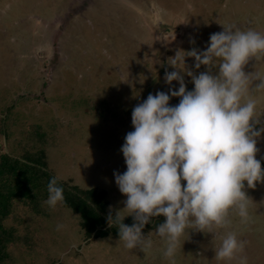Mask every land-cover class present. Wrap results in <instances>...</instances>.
Returning a JSON list of instances; mask_svg holds the SVG:
<instances>
[{
  "label": "rangeland",
  "instance_id": "obj_1",
  "mask_svg": "<svg viewBox=\"0 0 264 264\" xmlns=\"http://www.w3.org/2000/svg\"><path fill=\"white\" fill-rule=\"evenodd\" d=\"M229 24L264 33V0H0V158L43 151L46 169L65 187L103 191L106 212L115 215L126 200L113 174L126 171L120 149L134 130L132 109L149 93L176 90L164 77L180 70L168 61L179 51L205 50L209 36ZM184 66L194 75L206 70L188 56ZM244 70L264 76V57L250 58ZM181 75L192 90L191 78ZM252 95L264 112V91ZM35 130L45 132L43 142ZM257 148L264 169V133ZM244 191L250 221L233 209L225 227L189 230L175 264H238L215 255L227 232L247 242V264H264V182H245ZM47 198L11 202L2 220L14 232L6 264H172L156 227L142 229L152 241L144 251L125 248L112 231L87 239L79 215Z\"/></svg>",
  "mask_w": 264,
  "mask_h": 264
},
{
  "label": "clouds",
  "instance_id": "obj_2",
  "mask_svg": "<svg viewBox=\"0 0 264 264\" xmlns=\"http://www.w3.org/2000/svg\"><path fill=\"white\" fill-rule=\"evenodd\" d=\"M179 52L183 55L176 54L168 63L180 71L164 77L167 84L176 81L179 87L149 93L132 109L134 130L125 135L120 149L126 171L113 174L126 200L122 210L107 216L124 247L142 251L152 246L142 229L151 218L163 216L155 235L163 238V254L172 264L189 230L206 233L213 226L225 227L233 209L242 223H248L252 200L244 191L245 182L248 188L264 182V169L256 158L264 112L258 113L252 95L254 90L264 91V76L244 70L250 58L264 57V33L223 25L222 31L209 36L205 50ZM185 56L193 58L194 68L203 65L206 70L196 75L186 71ZM181 71L191 78L192 90H186ZM254 81L259 83L253 86ZM172 97H179V103L170 105ZM58 180L52 177L47 184L46 203L51 207L65 200ZM126 216L133 218L131 226L123 223ZM246 243L227 232L215 255L247 264Z\"/></svg>",
  "mask_w": 264,
  "mask_h": 264
},
{
  "label": "trees",
  "instance_id": "obj_3",
  "mask_svg": "<svg viewBox=\"0 0 264 264\" xmlns=\"http://www.w3.org/2000/svg\"><path fill=\"white\" fill-rule=\"evenodd\" d=\"M40 142L44 141L45 132L33 131ZM42 152H30V157L26 159H17L10 155H2L0 158V264H6L9 261V252L7 250L8 237L14 234L13 229L3 227L2 220L9 212L12 201L17 198H27L30 202L36 204L37 198L41 194L48 197L47 184L53 176L47 169L43 161ZM263 161V160H261ZM4 174L9 175V179L1 180ZM58 183L62 184L58 180ZM64 188L65 200L63 204L68 206L80 218V223L85 229L86 238L102 237L112 233L117 237L118 229H111L107 221L109 213L106 212V203L102 197L103 191L96 188L80 192L77 189ZM36 201V202H35ZM91 202V205L88 203ZM164 221V217L152 218L150 223L145 225L144 229L154 228ZM123 223L131 226L133 218H124ZM109 231V232H108Z\"/></svg>",
  "mask_w": 264,
  "mask_h": 264
}]
</instances>
